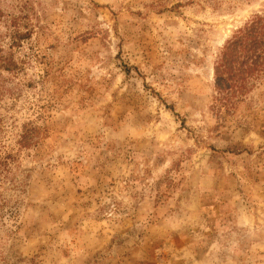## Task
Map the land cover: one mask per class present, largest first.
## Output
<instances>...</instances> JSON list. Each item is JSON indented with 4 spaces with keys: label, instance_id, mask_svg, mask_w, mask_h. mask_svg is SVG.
<instances>
[{
    "label": "rangeland",
    "instance_id": "374dc122",
    "mask_svg": "<svg viewBox=\"0 0 264 264\" xmlns=\"http://www.w3.org/2000/svg\"><path fill=\"white\" fill-rule=\"evenodd\" d=\"M257 13L0 0V264H264V73L214 76Z\"/></svg>",
    "mask_w": 264,
    "mask_h": 264
},
{
    "label": "trees",
    "instance_id": "16d2710c",
    "mask_svg": "<svg viewBox=\"0 0 264 264\" xmlns=\"http://www.w3.org/2000/svg\"><path fill=\"white\" fill-rule=\"evenodd\" d=\"M25 34L21 33L19 37ZM0 52H3L0 48ZM12 57L0 54V69L12 70ZM264 73V15L255 14L238 28L225 42L214 66L215 83L218 92L231 96L243 92L249 83ZM38 134L37 129L26 128L20 135L25 143ZM26 145V144H25Z\"/></svg>",
    "mask_w": 264,
    "mask_h": 264
}]
</instances>
